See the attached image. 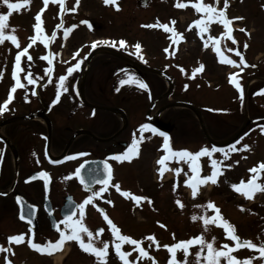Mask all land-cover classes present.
<instances>
[{"label":"rangeland","instance_id":"rangeland-1","mask_svg":"<svg viewBox=\"0 0 264 264\" xmlns=\"http://www.w3.org/2000/svg\"><path fill=\"white\" fill-rule=\"evenodd\" d=\"M10 2L19 3L21 0ZM197 2L211 4L217 9L224 8V0H150L146 8H141L139 0H116L115 4H105L104 0H79L78 4L77 0H63V8L59 0H49L47 6L44 0H29L28 4H21L18 10H12L4 30L5 36L11 34L17 36L19 47L8 39L0 43L2 74L0 101L8 99L11 87L16 82L13 77L14 71L17 77L20 74L25 84L26 79L21 72L24 73L26 66L37 70L36 74H40L39 71L46 70L48 66L49 69L56 70L54 81L50 84L52 92L60 84L59 78L62 75H67L63 81L65 85L73 83L81 85L85 81L84 86L90 88V91L85 93L87 97L99 95L98 88L91 87L92 85L106 86L103 93L112 94L110 100L119 103L122 109L130 113V127L136 128L147 122L150 126H158V131L166 133L169 137L172 149H187L193 153L204 147L211 149L210 140L220 144L230 139L244 126L246 118L262 119L259 122L248 123L237 140L225 151L213 152L211 157L207 155L199 157L200 171L197 174L191 172L190 161L187 159L172 158L166 160L164 165L159 164L160 167L157 168L155 163L157 156L160 158L166 154L163 148L164 137L155 134L157 137L155 139L151 130H148L145 136L142 135L144 139L139 144L141 148L139 154L133 156L132 163L126 168L129 174L125 186L121 191L112 192L115 197H124L123 192L127 191L132 197L148 198L141 200L142 203L139 201L133 204L131 216L130 212L124 210L115 211L117 218L122 221V225L132 234L134 240L139 239L144 243L147 236L155 237L154 242L151 239H148L150 243L147 242L153 252L150 253L152 256L149 260L142 259L136 245H132L126 251L121 250L129 253L132 264H153V261L155 264H168L172 254L164 245H172L198 235H203L206 241L213 242L214 247L224 251H227L224 245L235 247L236 241L226 235L222 225L210 220L205 228L201 217L216 215L215 209L206 207L209 201L214 202L219 208L223 219L235 226V234L241 241L248 240L258 246L264 244V191H256L249 199L231 187L232 184H240L242 180L247 184L255 175L249 169L264 161V131H261V128H264V92L260 91L264 89V0H228L225 9L227 18L231 20L230 26L238 28L233 32V37L239 42V51L245 55L247 61L245 64H240L235 51H229L237 48L228 37L222 35L225 30L222 24L218 20L209 21L204 12H197L193 6ZM178 3L185 6L178 7ZM8 12L7 6L0 2V13ZM37 13L40 14L42 21L40 33L33 27L37 23L35 20ZM233 17L242 19H232ZM196 20H202L203 23L198 26L193 23ZM82 21H88L91 27ZM146 25L152 27H145ZM159 25H168L169 29L182 34L183 39ZM205 26L207 31L201 33L200 27ZM66 29H70L67 36ZM53 32L56 33L55 37H52ZM33 36L39 38L32 41L30 38ZM209 37L216 39L210 40ZM45 38H50L47 43ZM120 40L126 42L122 47L119 45ZM93 42H97L96 47H92ZM136 43L141 44L139 52L134 47ZM245 43L248 44L247 48L244 47ZM25 47L28 51L22 54L20 59L23 66L17 70L16 55L18 52L23 53ZM216 47L220 48L219 54L215 51ZM166 48L167 52L164 51ZM93 49H111L130 58L136 64L165 72L174 81L172 94L168 99L155 102L165 94L164 91L170 84L157 72L134 71L129 63L113 55L96 54L88 64ZM29 56L32 57L31 60L28 59ZM45 56H49L51 64L43 59ZM221 56L236 60L237 64L223 62ZM39 59L43 60L44 64ZM77 62L81 70L88 68L87 75L75 77L73 75L76 73L73 71L70 74L67 72V69ZM201 64L204 66L203 69L193 74ZM230 74H235L236 82L241 85V89L238 90L230 82ZM129 76L138 77L148 87L141 88L135 83H120ZM60 92L61 106L53 111L64 112L66 118L64 124L91 123L93 112L83 106L77 108L76 105L69 103L73 100L72 92H65L64 88H60ZM14 98L18 101L25 99L19 96V93H15ZM178 102L191 104L200 111L210 140L203 132L193 110L175 106L165 108L168 104ZM15 106L16 110H22L19 103ZM158 112H160L158 122L162 126L151 121ZM145 113L150 117L148 121L145 120ZM245 144L250 148L244 149ZM213 159L220 162L217 183L207 181L198 184L197 194L193 196L191 184H186L185 181L193 176L202 178L211 175ZM229 164L232 166L227 167ZM161 167L165 168L162 177L157 171ZM177 168L181 169L179 173L175 171ZM260 175L261 178L255 183L264 185V170ZM149 199L151 203L148 202ZM177 200L181 201L183 207L176 203ZM193 215L198 219L193 220ZM84 235L88 241L87 234ZM97 239L92 238L94 245ZM143 243H140V247ZM198 251H201V245L194 244L189 248L186 261L182 249L175 251V258L184 264H197L195 253ZM78 253L80 252L75 249L65 261L58 258L56 262L120 264L121 261L113 248L107 249L109 257L107 256L106 260L90 255L84 256L81 253L80 256ZM231 255L239 260L250 258L251 264H264V257L260 255L258 249L239 247ZM206 256L205 246L200 264H206ZM19 260H24L23 256H20ZM43 261L44 264H50L49 260ZM220 264H227V258L220 257Z\"/></svg>","mask_w":264,"mask_h":264},{"label":"flooded vegetation","instance_id":"flooded-vegetation-1","mask_svg":"<svg viewBox=\"0 0 264 264\" xmlns=\"http://www.w3.org/2000/svg\"><path fill=\"white\" fill-rule=\"evenodd\" d=\"M222 27L224 28L223 25ZM231 28L233 37V32H236L238 28L235 26ZM229 39L232 42V39ZM235 41L236 43L232 42V44L239 51V42ZM222 49H224L223 46ZM234 53L240 60L236 51ZM221 54L225 55L223 52ZM242 55L247 62L245 55ZM24 71L27 73L25 76L30 75L34 83H28V78H25V84H23L18 77L23 87H17L12 94L14 98V94L19 93V96L25 98L24 101L14 98L8 103L6 109L0 112V246L8 249L0 251V264H7V261H11V264H33L32 262L44 264L45 259L49 260L50 264H57V259L64 252L66 253L62 256L63 261L75 249L84 256L90 255L97 258L94 254L84 252L79 243L74 240L65 241L62 248L51 253H41L32 249L27 243L29 239L34 243L42 244L48 241L55 242L60 233L56 226L53 229L54 225L70 233L71 229H65L62 223L64 217L74 212L76 215L73 219H79V209L76 206L83 203L89 196H92V200L85 205V216L82 222L93 232V239L98 238L94 246L103 248L104 242H107L108 248H113L115 251V243H120L121 250L126 251L132 244L127 241L121 242L113 235L100 209H103L104 214L117 225L121 235L133 237L122 225V221L117 218L115 211L124 210L130 212L131 216L133 204L139 202H136L132 196L115 197L112 193L117 190L115 185L118 184L120 189L125 186V180L129 174L126 168L132 163L133 158L118 161L114 157L128 150L134 134L139 139L142 135L145 136L148 130L152 128L159 130V127L151 126V129L144 131V134L140 132V125L136 128L130 127V113L122 109L119 103L110 100L112 94L103 93L106 86L92 85L91 87L98 88L99 93L93 98L85 94L86 91H90V88L83 85L85 81L81 85L75 83L65 85L60 81L56 90L52 92L50 84L54 81L56 70L39 71L40 74H36L37 70ZM87 71L77 68L73 71L76 73L73 76L87 75ZM144 72L150 73L147 70ZM60 88H64L65 92H72L73 100L69 103L76 105L77 108L83 106L93 112L91 123L88 125L64 124L66 120L64 112L53 111L61 106ZM57 93H59L58 99ZM4 101H0V105H3ZM53 101L56 102L53 103ZM18 103L22 106V110L15 109ZM115 110H121L122 114ZM147 113H145L146 121L150 118ZM158 116L159 114L152 118V123L160 124ZM40 118L44 120V123ZM146 124L149 125L148 122ZM151 134L160 135L159 131L155 133L152 131ZM81 153L84 155H78ZM158 159L159 156L155 160L157 168L160 167L157 163ZM105 163L110 168V178L106 185H102L99 181L108 175L104 170ZM77 168L80 169V177L88 180L87 185L81 183L78 175H74ZM45 172L48 174L47 187H45L43 176L32 179L36 173ZM102 187L105 190L100 192V195L93 196V192H99ZM109 200L112 201L111 204L108 203ZM22 214L25 219L20 218ZM32 219L35 227H32ZM101 228L104 231L98 233L97 230ZM20 234L25 237L22 243H9L8 237ZM81 235L87 242L84 233ZM147 242L150 243L148 236L142 245L149 253L148 256H144L145 261L152 256H150L151 248ZM20 256H23L24 260H19ZM126 258L129 264H132L129 255ZM120 264H124V261L121 260Z\"/></svg>","mask_w":264,"mask_h":264},{"label":"snow or ice","instance_id":"snow-or-ice-1","mask_svg":"<svg viewBox=\"0 0 264 264\" xmlns=\"http://www.w3.org/2000/svg\"><path fill=\"white\" fill-rule=\"evenodd\" d=\"M0 2H2L4 5L7 6V8L9 9V12L7 14L5 13H0V43H2L5 39L10 40L13 44H16L17 47H19L18 44V38L16 35L11 34V35H7L5 36V28H6V21L8 19V16L11 14L12 10H18L21 7V4H28L29 0H21V2L19 3H13L10 2V0H0ZM49 0H44V4L45 6H47ZM59 3L61 4V7L63 8V0H59ZM79 3V0H77V4ZM105 4H115L116 0H104ZM178 7H184L185 4L183 3H178L177 4ZM196 9L197 12H204L207 14V19L209 21L211 20H218L223 26L225 31L222 33V35L224 37H228L232 39L233 43H236L235 38L232 37V28H231V20L227 18L226 16V12L225 9L228 6V0H224V8L221 9H217L216 7H214L211 4H205L203 2H197L193 5ZM119 7V5H117V8ZM41 11H43V9H41ZM232 19H242V17H233ZM35 20L37 21V23H35L33 25L34 29L36 30L37 33H40L42 31L41 28V16L39 13H37ZM82 23L88 24L89 27H91V24L88 21H82ZM173 24L175 23V21L172 22ZM193 23H195L196 25L200 26L203 21L202 20H196ZM62 26V25H58ZM161 27H163L166 31H173L174 35L179 37L180 39H183L182 34L180 33H176L174 29H169L168 25H159ZM145 27H152V25H146ZM191 27V25L189 26ZM200 32L203 33L205 31H207V27H200ZM242 31H246L245 29H241ZM14 31V29H13ZM70 31V29H66L65 30V36H67L68 32ZM56 33L53 32L52 33V37H55ZM38 36H33L30 39L32 41H35L36 39H38ZM50 38H45V43H47V40ZM210 40H215V37H209ZM103 43H108V41H103ZM126 42L124 40H120L119 41V45L122 47L124 46ZM97 42H93L92 47H96ZM31 45H29L30 47ZM115 46V45H114ZM135 49L137 50V52L140 51L141 49V44L140 43H136L134 45ZM205 47H207V44H205ZM244 47L247 48L248 44L245 43ZM28 51V48L25 47L23 49V53L18 52L16 55V63H15V67L17 70H20V59H21V55L22 54H26ZM165 52L168 51V49L166 48L164 50ZM215 51L219 54L220 53V48L216 47ZM229 51H236V54L238 56H240V64H245V59L244 56L236 49H229ZM142 58V57H141ZM29 60L32 59L31 56L28 57ZM43 59L48 60L49 64H51V60L49 59V57L45 56L43 57ZM221 60L223 62H226L228 64H232V65H236L237 61L236 60H232V59H228L227 57L221 56ZM79 62H77L75 65L69 67L67 69V72L70 74L72 71H74L76 68H79ZM203 64L199 65L198 68H196L194 70L195 72H199L203 69ZM242 70V69H241ZM49 72H51V69L48 70ZM2 75V74H0ZM13 77L15 79V84L11 87V90L8 94V99L5 100L3 102V105H0V112H3L8 103L13 99L12 93H14L16 91L17 87H23V85L20 82V79L17 77L16 75V71L13 72ZM61 84L63 83V81L66 79L65 76H61L60 78ZM230 82L233 83L235 85V87L239 90L241 89V85L239 83L236 82L235 79V74H230ZM28 83H34V81L32 80L31 76L29 75L28 77ZM121 84H125V83H135L137 84L139 87L141 88H147L148 85L140 80L138 77H133V76H129L127 80H121L120 81ZM261 92H264V89L260 90ZM59 98V93H57V99ZM56 101H53V103H55ZM151 126L147 125V124H142L140 125V132L143 133L146 129H149ZM154 133L157 132L158 130L152 128L151 129ZM261 131H264V128H261ZM160 135L164 136V143H163V148L166 150V154L164 156H161L157 163L160 165H164L166 160H170L172 158H178V159H187L190 161L189 167L192 173L197 174L200 171V165L198 163V158L201 156H212L213 152H216L217 149L213 146L211 149L204 147L201 148L199 151L193 153L187 149H181V150H174L170 147V143H169V137L167 136L166 133H160ZM144 137L141 136L139 139L136 138L135 134L133 135V139H132V144L129 146L128 150L126 152H124L122 155H116L114 158L118 161H122V160H131L133 158V156H138L139 154V144L143 141ZM244 149H249L250 146L245 144L243 145ZM231 150H236V149H231ZM78 155H84L83 153L78 154ZM225 157L227 158V153H225ZM220 164L219 161L213 159L211 160V166H212V172L211 175H207L204 176L202 178H200L199 176H193L191 177L189 180H186L185 183L186 184H191V188H192V195L195 196L197 194V185L198 184H203L207 181H211L213 184L217 183V176H218V165ZM232 165L229 164L227 165V167H231ZM81 167H83V165H81ZM104 170L106 173H108L107 176H105V178L103 180H100L99 182L102 185H106L108 182V179L110 178V168L107 165V163H105L104 165ZM260 170H264V161H260L258 162V164L256 166H253L251 169H249L250 172L254 173L255 175L249 179V181L247 182V184H245V182L242 180L240 182V184H232L231 187L237 191L242 193L246 198L251 199L253 197V194L256 191H264V185L255 183V181L258 179L259 174H260ZM157 171L161 174V177L165 171L164 167H161L159 169H157ZM175 171L177 173H179L181 171V169L177 168L175 169ZM80 173V169L77 168L76 172L74 173V175H79ZM37 175L43 176L45 178V187H47V178H48V174L45 173H38ZM81 183H84V179L83 177H81ZM117 191H121L119 185H115ZM105 189L104 187H102L100 189L99 192H93V196H98L100 195V192H103ZM124 196H130L131 193L130 192H123ZM133 199L136 202H139L141 200H145L148 199L147 197H142V196H134ZM92 200V196H89L88 198H86L83 203H80L79 205H77L76 207L79 209V219H73V216L76 215V213H70L69 215H66L64 217L63 220V224L65 225V229H71L70 233H67L64 230H61L57 225H54L57 227V231L60 233L59 234V238L57 240H55V242L53 241H48L45 244L42 243H34L33 240L29 239L27 241V243L29 244V246L34 249L37 250L41 253L44 252H48L51 253L53 251L59 250L60 248H62V246L64 245L65 241H77L79 243L80 248L87 253H91L94 254L97 259L100 260H106V256H107V249H108V243L104 242L103 248H98L95 247L93 242H92V238H93V232L90 231L85 224L82 222L83 221V217L85 216V205L89 204V202ZM149 203H151V200H148ZM108 203H112L111 200L108 201ZM176 203L178 205H180L181 207H183L181 201L177 200ZM207 208H213L215 209V213L216 215L214 217H201V219H203L205 228H207V225L209 224V221L211 220L212 222L217 223L218 225H222L226 235H228L231 240L236 241V245L235 247H229L228 245H224L223 247L225 249H227V251H224L222 249H218L216 247H214V243L213 242H208L204 239L203 235H198L195 237H192L190 239L187 240H182L179 241L177 243H174L172 245H164L165 248L168 249V251L172 254L171 258L168 261V264H184V262L181 261H177L175 258V251L177 249H182L184 252V256H185V261L187 258V255L189 254V248L190 246L194 245V244H199L201 245V251H198L195 253L196 258H197V264H200V257L202 255V251L203 248L206 246L207 248V256H206V264H220V257H225L227 258V264H251V259L250 258H246L244 260H239L237 257L231 255V253L233 251H235L237 248L239 247H243L246 246L248 248L251 249H258L260 255L262 257H264V244L261 245H256L255 243L251 242V241H241L240 238L235 234V226L232 225L231 223H229L226 219H223L222 214H220V210L219 208L214 204V202L209 201L207 206ZM101 214L104 217V220L107 221V224L110 226L112 233L114 236H116L119 241L121 242H129L133 245L137 246V249L139 250V252L143 255V256H148L149 253L143 248L140 247V241L138 240H134L132 239L130 236H126V235H121L120 234V229L117 227L116 224L113 223V221L103 212V209H100ZM21 219H25V216L22 214ZM193 220H197L198 217L193 215L192 216ZM159 223V222H158ZM104 229H98L97 232H103ZM81 233H86L88 236V241L85 242V240L82 238ZM25 237L23 234L20 235H12L10 237H8V241L9 243L15 242L17 244L22 243L24 241ZM148 239L151 240H155V237H148ZM215 240V237H213V241ZM160 245L157 243V247H159ZM8 249L3 248L2 246H0V251H7ZM115 250L117 255L120 257L121 260L124 261V264H129V261L127 260V256L129 255V253L127 252H123L121 251V244L120 243H115ZM7 260V258H6ZM7 264H11V261H7ZM153 264H155V261H153Z\"/></svg>","mask_w":264,"mask_h":264},{"label":"water","instance_id":"water-1","mask_svg":"<svg viewBox=\"0 0 264 264\" xmlns=\"http://www.w3.org/2000/svg\"><path fill=\"white\" fill-rule=\"evenodd\" d=\"M148 1H149V0H139L140 6L143 7V8L146 7L147 4H148ZM94 54H110V55H113V56H115V57H117V58H119V59H121V60H123V61H125V62L131 63V64L133 65V69H135V70H137L138 68H140V69H142V70H148L146 67L140 66V65L134 63L133 61H131L129 58H127V57H125V56H123V55H121V54H119V53H117V52L111 51V50H103V49H101V50H94ZM156 72H157L158 74L164 76L166 79L170 80V79H169L166 75H164L163 73H161V72H159V71H157V70H156ZM170 81H171V80H170ZM171 83H172V82H171ZM172 84H173V83H172ZM171 92H172V88H170V89H169L164 95H162V96H161L160 98H158L156 101H160V100H162L163 98L168 97V96L171 94ZM81 96H82V98H83V90H82V92H81ZM172 106H183V107L191 108V109L193 110V112L195 113L196 117L198 118V121H199V123H200V126H201L202 130L204 131L206 137L210 140L209 135H208V133H207V129H206V126H205L204 120H203V118L201 117V114H200V112H199L198 109H196L195 107H193V106H191V105H189V104H186V103L169 104V105L166 106L165 108H169V107H172ZM165 108H164V109H165ZM115 111H116L117 113L122 114L121 110H115ZM159 113H160V112H159ZM257 121H259V120H248V118H246L244 126H243V127H242V128H241V129H240V130H239L234 136H232L230 139H228V140H226L225 142L220 143V144H216V143H214L212 140H210V141H211V144H212L214 147L219 148V149L224 148V147L228 146L231 142H233L236 138L239 137V135H240V134L242 133V131L244 130V127H245L248 123H253V122H257ZM35 176H40V175L35 174ZM78 176H79V179L81 180L80 173H79ZM34 179H36V177H34ZM87 182H88V180L84 178V184H85V185H87ZM33 219H34V218H33ZM33 219H32V222L34 223V220H33ZM52 223H53V220H52ZM53 229H55V226H53Z\"/></svg>","mask_w":264,"mask_h":264},{"label":"bare ground","instance_id":"bare-ground-1","mask_svg":"<svg viewBox=\"0 0 264 264\" xmlns=\"http://www.w3.org/2000/svg\"><path fill=\"white\" fill-rule=\"evenodd\" d=\"M41 119V118H40ZM42 121L41 122H43L44 123V120L43 119H41ZM66 251H67V249H66ZM66 252H64L59 258H62V256H64V254H65ZM57 260H59V259H57Z\"/></svg>","mask_w":264,"mask_h":264}]
</instances>
